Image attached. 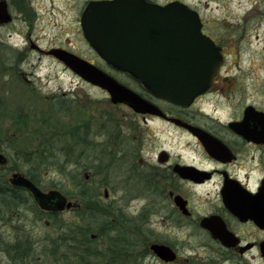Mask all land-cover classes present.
Returning <instances> with one entry per match:
<instances>
[{
  "label": "rangeland",
  "instance_id": "rangeland-1",
  "mask_svg": "<svg viewBox=\"0 0 264 264\" xmlns=\"http://www.w3.org/2000/svg\"><path fill=\"white\" fill-rule=\"evenodd\" d=\"M88 1L93 0H7L11 22L4 28L0 27V153L7 164L0 165L3 166L0 175L3 174L5 184H10L13 173L32 174L43 192L57 190L75 205H79L75 197L80 183L84 184L88 194H94V187L104 182L110 192V201L102 205L114 215L120 209L128 220L127 224L115 222L134 243L130 248L133 251L125 262L160 264L148 248L153 242H162L169 237L164 233L158 207L149 208L147 227L139 224L136 225L139 229L135 228L141 231L133 230L134 225L130 227L128 215L136 208V203L129 200L128 192H122L121 200H117L114 187L118 171L113 173L112 169H108L101 172L91 159V154L96 151L90 152L89 161H83L90 180L84 183L83 172L72 162L77 157L67 154L70 127L80 120L76 118L77 110L80 109L82 119L85 116L83 113L87 112L88 116L82 122L93 123V130L90 129L94 133L102 112H111L105 97L86 85L76 86L75 80L60 66L28 49L30 39L46 48L69 43L74 49L87 50L77 31L75 19ZM156 1L163 4L169 0ZM178 1L197 10L209 34L221 42L226 55V68L231 69L228 75L222 77L225 80L222 98L211 99L205 106L206 112L220 122L239 116L244 106H253L264 112V0ZM3 42L8 44L5 49ZM9 45L25 48L19 65H15V51ZM86 55L90 57L91 53L88 51ZM21 72L31 74L27 78L32 82L30 86L24 84L19 76ZM62 93L66 94L68 101L73 97L72 111L68 110L69 103L61 98ZM45 96H56L55 104L46 103ZM97 99L103 103H96ZM70 111L74 112L73 116ZM99 195L103 196V189ZM32 207L29 202L15 207L13 212L0 200V250L3 246L0 264H21L16 253L26 248L24 244H32L34 256L42 253L38 249L43 241L55 239L51 230L52 220H38L33 210L35 207ZM71 216L72 213L64 211L57 217V222L61 224ZM146 228L150 229L148 235L144 234ZM177 236H180L179 242L184 248L190 246L197 249L194 253L199 264H241L236 254L221 250L203 235L194 236L183 229ZM32 247L28 250L32 251ZM45 260L44 264H55L49 258ZM101 260L99 257L91 259L92 262ZM245 260L247 264H264L258 251L248 253ZM30 262L27 260L25 264L35 263Z\"/></svg>",
  "mask_w": 264,
  "mask_h": 264
},
{
  "label": "flooded vegetation",
  "instance_id": "flooded-vegetation-1",
  "mask_svg": "<svg viewBox=\"0 0 264 264\" xmlns=\"http://www.w3.org/2000/svg\"><path fill=\"white\" fill-rule=\"evenodd\" d=\"M146 1L163 6L178 0H169L163 4L156 0ZM88 2L80 10L81 14ZM7 6L9 10L8 2ZM81 14L76 17L75 22L80 38L88 47L87 50L82 52L74 49L69 43L46 48L30 39H28V49L34 50L40 58L49 59L54 65L60 66L64 73L75 80L76 86L86 85L101 94L106 99V105L111 109L110 113L102 112L101 121L97 122V131L94 133L90 129L93 123L82 122L88 114L83 113L85 116L82 119L79 114L80 109L77 110L79 112L76 117L80 120L70 127L71 139L67 154L77 157L72 162L83 172L84 183L90 180V174L84 162L89 161L88 153L96 151L95 154H91V159L101 172L108 169H112L113 173L118 171L115 173L116 187H114L115 195L118 196L117 200H121L122 192L125 194L128 192L129 200L136 203V208L128 215L130 227L134 225L133 230L140 232L139 226H136L139 224L147 227L148 214L156 206L158 207L162 227L165 229L164 233H167L169 237L165 241L152 244L163 245L174 255L172 261L161 260L150 251L151 244L148 247L149 251L160 264H199L198 256L194 253L197 249L190 246L184 248L179 242L180 236L177 234L183 229L190 231L194 236L203 235L221 250L236 254L241 264H247L245 256L250 252L258 251L260 257L264 259L260 250L261 244L264 243V230L251 219L246 221L239 219L228 209L224 201V196L227 194L232 195L235 202L239 204H242L244 195L253 197L259 194L264 200V125L254 119H245V109L248 106L242 108L239 116L226 122L218 121L205 109L211 99L222 98L225 86V80L222 77L228 75L231 70L226 68V55L221 42L209 34L197 12L201 22L200 31L220 49L222 64L209 88L196 96L188 105L183 106L154 96L137 83L129 73L117 70L102 60L83 37L80 25ZM8 24L10 23L0 27L4 28ZM5 47H8V44L3 42V49ZM9 47L15 51V65H19L23 61L25 48L16 45H9ZM52 49L70 53L98 68L145 101V109L138 111L123 102L113 103L106 90L86 82L53 55L47 54ZM88 51L91 53L90 57L86 55ZM19 76L25 85L32 84L27 79L31 77V74L21 72ZM65 96L66 94H61L65 103H69L68 110L72 111L73 97L68 101ZM56 99V96H45V102L53 103V105ZM96 103H103V101L97 99ZM254 109L264 113L255 107ZM71 111L73 116L74 112ZM89 121L92 122L91 118ZM231 124H240L244 130L254 128L255 139H248L247 136L238 134L230 126ZM0 170H3V166H0ZM25 177L29 179L28 176ZM82 184L80 183L78 188L87 195V189ZM94 188L96 192L92 194L94 201L99 204L110 201L107 184L102 182ZM101 189H103V196L99 195ZM28 195L30 196L29 193ZM0 200L3 202L2 173ZM67 201H69L68 198ZM32 202L34 203L33 199ZM36 207L39 209L37 205ZM74 209L75 207L64 211L72 213ZM64 211L44 212L60 215ZM116 214L123 215V212L118 209ZM216 224L223 231L226 230L233 235L231 239L236 242L235 246L225 247L219 240L213 239L211 228ZM145 231L144 234L148 235L150 229L146 228ZM90 237L95 239L97 236L91 234ZM101 246L103 248V245ZM246 246L250 248L241 253V248Z\"/></svg>",
  "mask_w": 264,
  "mask_h": 264
},
{
  "label": "water",
  "instance_id": "water-1",
  "mask_svg": "<svg viewBox=\"0 0 264 264\" xmlns=\"http://www.w3.org/2000/svg\"><path fill=\"white\" fill-rule=\"evenodd\" d=\"M9 22L7 2L0 0V25ZM80 25L90 48L108 65L129 73L154 96L178 105H188L204 93L222 64L220 49L200 31L197 12L179 1L162 6L146 0H93L84 8ZM47 54L86 82L106 90L113 103L123 102L138 111L145 109L146 103L138 95L93 65L59 49ZM245 119H254L264 125V113L252 106L245 109ZM230 126L238 134L255 139L254 128L244 130L240 124ZM6 162L0 153V165ZM9 182L25 189L42 211L58 213L76 206L57 190L43 192L22 174L13 173ZM260 196L244 195L239 204L227 194L224 201L239 219H251L264 230V200ZM211 234L223 246H235L233 235L217 224L211 228ZM249 248L243 247L240 252ZM260 250L264 257V243ZM150 251L161 260L174 259L171 250L163 245L152 244Z\"/></svg>",
  "mask_w": 264,
  "mask_h": 264
},
{
  "label": "trees",
  "instance_id": "trees-1",
  "mask_svg": "<svg viewBox=\"0 0 264 264\" xmlns=\"http://www.w3.org/2000/svg\"><path fill=\"white\" fill-rule=\"evenodd\" d=\"M27 176L38 187L37 179L32 174H27ZM30 197L31 195L29 196L25 190L5 184L3 179V206L14 212L15 207L18 208L30 202L35 207V209L32 208L36 212L38 220H52L51 230L55 234V239L50 240L47 238L41 243L38 251L40 250L42 253L35 254L36 259L33 256L35 250L32 244H24L26 248L16 253L19 257L18 263L25 264L29 260L35 262L34 264H44L46 258L51 259L55 264H68L67 262L69 264L130 263L125 261L129 259V255L133 251L130 248L134 243L115 224L117 221L127 224L128 220L124 215L112 214L107 206L94 201L92 194L85 195L79 189L75 197L79 201V205L75 206L69 219L59 224L57 222L58 214L45 213L39 210ZM90 233L95 234L97 237L91 240ZM99 241H101L103 248ZM30 247H32V251L28 250ZM14 248H17V246ZM98 257L102 260L99 262L91 261L92 258ZM63 259L66 262H63ZM133 261L137 263L135 260Z\"/></svg>",
  "mask_w": 264,
  "mask_h": 264
}]
</instances>
